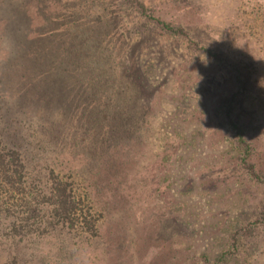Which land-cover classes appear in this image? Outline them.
<instances>
[{"label": "rangeland", "instance_id": "374dc122", "mask_svg": "<svg viewBox=\"0 0 264 264\" xmlns=\"http://www.w3.org/2000/svg\"><path fill=\"white\" fill-rule=\"evenodd\" d=\"M9 1L0 0V138L16 186L0 176V264H46L42 263L44 255L52 264L59 236L68 243L61 246L71 255L74 252L81 264H150L163 256H177L178 264H264V240H256L255 231L248 239L240 238L242 251L236 252L224 230L237 215L242 214L244 222L246 217L252 219L248 211L257 208L259 194L249 196L242 205L244 198L237 189L226 190L216 183L215 192L205 191L212 186L211 179L232 173L225 164L229 156L226 134L206 126L205 115H201L204 124H198L200 118L196 117L208 110L202 96L212 94L230 77L226 68L217 71L207 53L190 51L189 39L169 38L149 28L140 9L127 0H16L10 8ZM142 3L153 9L155 17L185 27L198 48L228 52L234 62L248 57L253 63L247 67L248 76L256 84L254 97L261 101L260 113L264 114V0ZM73 26L97 31L96 57L105 63L109 75L77 78L76 69L86 58H79L81 45L73 40ZM18 34L25 42L19 52ZM26 52L32 53L29 59L21 57ZM11 57L18 58L23 67L18 62L12 66ZM62 65L66 76L60 74ZM141 67L144 77L136 76ZM203 69L215 71V75L201 72ZM146 78L152 82L150 95L140 90V82ZM70 88H79L80 96L64 102L62 96ZM104 103L109 109L114 105L130 108L128 139H142L129 157L122 154L130 147L129 141L126 144L122 138L108 146V139L100 141L93 127L102 117ZM217 112L221 115L219 109ZM186 116L189 123L177 121ZM175 123L183 124L178 136H174ZM198 130L196 137L202 142H195L192 155L182 137L187 133L192 138V131ZM165 155H170L168 161ZM102 166L107 168L104 179L98 175ZM120 180L126 181V192L134 195L125 199L130 204L117 199L124 203L117 210L126 219L109 202L121 189ZM58 185L75 201L89 196L94 206L88 211L93 231L79 222L67 229L52 225L48 217L55 203L49 198ZM213 195L216 205L209 202ZM171 199L197 213L195 230L181 229L182 223L176 222L170 232L176 234L174 240L146 239L161 217L156 218L162 211L161 200L169 203ZM131 213L140 222L130 218ZM213 217L218 225H213ZM22 227L36 231L22 233ZM261 230L264 235V228ZM110 231L116 237L124 233L128 237L124 246H114L121 256L106 249ZM192 231L194 237L182 238Z\"/></svg>", "mask_w": 264, "mask_h": 264}, {"label": "trees", "instance_id": "16d2710c", "mask_svg": "<svg viewBox=\"0 0 264 264\" xmlns=\"http://www.w3.org/2000/svg\"><path fill=\"white\" fill-rule=\"evenodd\" d=\"M132 6H136L137 10L140 9L141 15H144L145 23L148 25L149 28L157 29L167 36L169 38H175L178 37L179 39L187 38L189 39V50H199L204 51L209 56V59L214 60V64L216 67L215 70L218 71L220 67H225L228 74L230 75L229 78H226L224 82H222L220 85H218L210 94L203 95L201 98V102H204L205 105H209L207 107L208 110H205L204 113L196 115L195 113L197 110L194 111V114L199 119L198 124H204V117L201 118V115H205V120L207 123L206 126L209 128H215L220 132H223L226 134V138L229 142V150L227 152L228 160L226 161V167L231 168L232 173L227 178H221V179H211L212 186L207 187L205 191L209 192H215L217 184L218 187H224L226 190H233L237 189L238 194L241 195V199L244 198V201L242 202V205L247 204L249 200V196L259 194V200L257 208H249L250 210L248 213L250 214L248 218H252L251 220H248L246 217V222L243 220L244 217H242V214L240 216H236V218H230L228 222V226L224 229L226 233V240L228 243H231V247L233 251L239 252L241 250V240L240 238L243 237L244 239H248V234H254L255 231V239L256 240H264V235L262 234L261 227L264 228V123L262 121V116L264 114L260 113V108L262 107L261 101L258 100L255 94L256 88L253 86L254 82L251 81L250 77L248 76V65H252L253 63H249L250 60L248 57L241 56L240 61L234 62L232 59L234 56L229 55L228 52H223L220 49H213L209 47H201L198 48V42L195 40L190 39L189 34L185 30L186 28L181 25L173 24L172 22H166L162 20L161 18L154 16V11L152 8L146 6L143 2V0H127ZM18 2L16 0H10L7 6L9 7L13 3ZM10 8V7H9ZM77 16V13L75 14V17ZM71 30L75 31V34L73 35L74 42H79L81 47L78 51L79 58L84 59L86 58V63L89 65L88 68H86V63L80 64L78 68L76 69V74L78 75L77 78L83 77V76H94L97 74H103V75H109L110 71L105 67V63H99L98 58L96 57V48H94V45L97 43L98 39L96 37L97 31L92 32L91 30L87 29L85 30L84 27L79 26H73ZM18 48L17 51L19 52L21 48H23V44H25L24 40H22V35L20 36L18 34ZM150 38V42H151ZM94 44V45H93ZM16 51V53H17ZM14 52V51H13ZM189 52V51H188ZM86 53L88 57L85 55ZM32 56L31 52H26L25 54H22L21 57L25 59H29ZM14 57V56H13ZM11 57V65L13 66L14 62L22 66V63H19L18 58ZM16 59V60H15ZM242 64V66H240ZM141 66V61L139 63ZM96 67V68H95ZM94 68V69H91ZM254 68V67H253ZM60 74L63 76H66L68 72L66 71V67L64 65L61 66ZM202 69V68H201ZM88 70V71H85ZM113 71L112 69H110ZM139 70V71H138ZM136 70V76L141 75V77H144V70L143 67ZM75 72V71H74ZM201 72H206L209 75H215V71H208L207 69L201 70ZM1 73V71H0ZM113 73V72H112ZM135 74V72H133ZM140 73V75H139ZM192 75V73H189ZM76 81V80H75ZM79 83L77 82V85ZM77 85L74 84V89H77ZM79 90V88H78ZM78 90H70L66 91L63 94V101L65 102L67 99L73 100L79 95ZM140 90H144L147 92L148 95H150L153 91L152 82L146 78V81L140 82ZM258 92V90H257ZM259 94V93H258ZM255 95V97H254ZM80 96V95H79ZM208 96V97H207ZM37 99V95L33 97L35 100ZM67 98V99H66ZM215 103H212L211 100ZM115 108L109 109V105L107 103H104L102 106V117H99V121L93 126L95 127L99 132L100 141L107 140V145L111 146L113 143L120 141V139L124 138L126 144H128V141L130 143V147H127L122 151L123 156L129 157L132 150L134 149V145L139 148L141 145V139L142 136L139 137V139L136 141H132L128 139L127 133L130 132V125H132L131 118H130V108L128 105L122 106L121 108L117 105H114ZM130 106H133V102L130 103ZM110 111H106V110ZM197 109V108H196ZM218 109L221 111V115L218 114ZM193 114V116H194ZM178 117L177 115H175ZM188 116L179 117L177 121L179 122H185L189 123L190 121L187 119ZM192 123V122H191ZM174 130V136H178L179 131L181 132V128H183V124H177L175 123ZM206 127V128H208ZM122 132L121 136H118V133ZM198 131H192L191 136H188L187 133H183L182 137V143L186 146L187 149H189L192 152V155L196 153L195 148L196 144L195 142H202V140L197 139L196 134ZM112 136V138H111ZM98 137V138H99ZM114 137V138H113ZM119 137V138H118ZM127 146V145H126ZM2 140L0 138V176H2L5 180H8L10 183H13V186H16V181H12V175L11 169L9 167V162L6 161L3 153H2ZM17 156V155H16ZM165 161H168L170 159V155H165L164 157ZM113 161V160H112ZM101 170L98 172V175L104 179L105 178V171L107 168L105 166H102L100 168ZM231 176V177H230ZM15 183V184H14ZM126 181H119L118 184L120 185L119 188H115L118 191V194L115 196L112 195V197H109V202L112 203L111 205L115 206L116 210L117 208H120L124 202L130 204L131 200H125V199H133V194H128L124 188ZM62 184V183H61ZM63 185V184H62ZM57 186L56 191L54 194L49 198V200H52V202L55 203L53 209L50 212L49 219H52V225L56 226L61 225V228L67 229L70 226H75L77 222L83 224L82 226L85 227L86 230H94L95 225L93 224L94 221L91 218L92 213L88 212L93 210L94 206L92 205L89 196L86 194L82 197L80 200H76L72 197L71 194L66 193V188L63 186ZM197 183L193 182L192 186L193 188H197ZM204 185L199 184V187H203ZM99 189V186H98ZM19 190V189H17ZM196 190V189H195ZM225 191V190H224ZM211 196V194L209 195ZM162 198V196H161ZM117 199L122 200L118 201ZM214 195L210 198V203H214ZM217 203H219L218 200H216ZM109 202H106V206L108 207L110 204ZM161 210L156 213V218L158 215L159 219L155 221V231L151 232L146 239L151 238L152 240H155L156 242L163 241V242H169L171 240H174L176 237V234H171V227H173V223L179 222L182 223L181 229H184L186 227H195L197 224V213L192 208H182V204L185 205L184 202H180L177 200L171 199L169 203H166V201L161 200ZM53 203V204H54ZM170 205L173 206L170 207ZM216 205V204H215ZM241 205V206H242ZM81 206V207H80ZM175 206L178 207V211L174 210ZM107 207H103L104 210H107ZM86 209V211H85ZM120 218L126 219V216L123 217L120 215L119 211L117 210ZM163 212V213H160ZM243 213L247 214V211H243ZM130 218H133V214H130ZM213 219L216 221L213 225L217 224V218L213 217ZM138 220L139 219H134ZM55 221V222H54ZM130 221V219L128 220ZM36 224V223H35ZM128 224V223H127ZM22 226V225H21ZM19 226V227H21ZM239 226V227H237ZM122 227V226H121ZM195 230V228H193ZM97 230V228H96ZM20 232H26L31 233L35 232V229H32L31 227H22L19 230ZM184 235L182 238L194 237L195 232L192 231L191 233H183ZM57 236V235H56ZM109 236V235H108ZM134 238V237H133ZM181 238V239H182ZM105 239V237H104ZM179 240V239H178ZM175 240V241H178ZM128 241V237L126 233L121 235L120 237H116L112 235V231H110V237L107 239V244H109V247H106V249H114L115 254H119V252H116V249L114 246H124L125 242ZM133 242V240H132ZM67 245L68 243L65 242L64 238L59 236L57 239L56 245L57 249L55 254V260H52V264H81L80 259L76 257V254L73 252L72 255L69 254L65 246L61 245ZM117 251H120V249H117ZM137 251V250H136ZM242 251V250H241ZM244 251V250H243ZM246 251V250H245ZM244 251V252H245ZM51 255V253H49ZM184 254V253H183ZM121 256V255H120ZM206 254H204V258H206ZM80 257V255H79ZM156 260H153L150 264H178L179 259L177 256L175 257H161L159 259L155 258ZM48 258L47 256H43L42 263L48 264ZM1 263V260H0Z\"/></svg>", "mask_w": 264, "mask_h": 264}]
</instances>
